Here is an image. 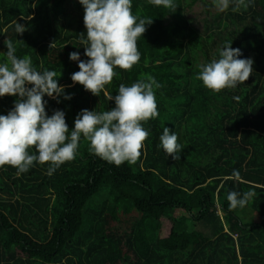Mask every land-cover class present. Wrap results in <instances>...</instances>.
Returning a JSON list of instances; mask_svg holds the SVG:
<instances>
[{
    "label": "trees",
    "instance_id": "obj_1",
    "mask_svg": "<svg viewBox=\"0 0 264 264\" xmlns=\"http://www.w3.org/2000/svg\"><path fill=\"white\" fill-rule=\"evenodd\" d=\"M174 6L132 0L133 13L153 23L138 38L140 61L117 68L105 85L113 97L120 84L142 77L161 85L159 116L143 122L149 136L140 156L117 166L92 153L82 136L75 158L52 175L47 163L19 175L0 167V264H264V0H229L225 9L214 0ZM84 14L79 0H0V62L9 40L38 71L61 74L72 99H44L49 115L66 113L70 131L81 110L115 107L103 91L93 95L71 80L80 69L69 54L89 59ZM16 23L27 29L22 35ZM225 42L254 60L253 73L216 92L196 77ZM17 99L0 97V114ZM164 127L178 134L179 160L159 146ZM232 191L253 195L231 208Z\"/></svg>",
    "mask_w": 264,
    "mask_h": 264
},
{
    "label": "clouds",
    "instance_id": "obj_2",
    "mask_svg": "<svg viewBox=\"0 0 264 264\" xmlns=\"http://www.w3.org/2000/svg\"><path fill=\"white\" fill-rule=\"evenodd\" d=\"M84 6L86 39L82 60L79 52H71L69 58L78 61L79 71L71 75L74 83L83 85L86 91L100 96L103 91L109 100L115 101L111 110L97 112L83 109L77 115L70 131L66 113L57 109L52 115L46 111L45 96L60 103V97L71 100L72 94L58 82L54 70L38 71L32 59L16 55L14 44L6 40V59L0 62V97H18L14 107L6 115L0 114V167L8 165L17 174L27 173L36 164L49 165L52 175L62 164L78 154L83 136L89 141L90 151L109 163H135L140 156L143 142L149 136L144 123L159 116L156 89L160 83L152 76L140 78L130 86L120 84L118 95L113 97L105 90L118 76L117 68L128 70L141 59L137 41L153 23L151 18H141L132 11V0H79ZM156 6L174 8V0H150ZM225 9L229 0H214ZM30 19V18H29ZM25 25L16 23L15 31L22 35ZM233 42H225L219 58L199 65L197 79L213 91L236 88L244 84L253 73L254 60L240 58V48ZM31 85V87H28ZM234 99H238L234 97ZM160 147L175 160L181 159L182 144L176 132L164 127L159 137ZM35 151H30L31 148ZM251 191L229 192L227 200L231 208H243L250 200Z\"/></svg>",
    "mask_w": 264,
    "mask_h": 264
},
{
    "label": "rangeland",
    "instance_id": "obj_3",
    "mask_svg": "<svg viewBox=\"0 0 264 264\" xmlns=\"http://www.w3.org/2000/svg\"><path fill=\"white\" fill-rule=\"evenodd\" d=\"M182 213V211H177L176 215H180Z\"/></svg>",
    "mask_w": 264,
    "mask_h": 264
}]
</instances>
